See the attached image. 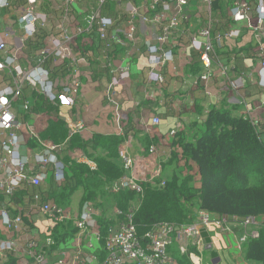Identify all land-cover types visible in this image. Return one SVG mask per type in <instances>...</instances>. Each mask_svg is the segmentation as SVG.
<instances>
[{
  "label": "crops",
  "instance_id": "crops-1",
  "mask_svg": "<svg viewBox=\"0 0 264 264\" xmlns=\"http://www.w3.org/2000/svg\"><path fill=\"white\" fill-rule=\"evenodd\" d=\"M9 1L11 7L0 10V37L6 43L8 53L11 55L16 53L23 68L32 69L35 66L31 60L42 45L46 46L50 39H61V28L66 31L65 34L71 42V55L63 60L51 55L47 58L44 69L50 71V79L53 81H62L67 85L72 79L80 82L75 105L71 108L52 105L30 89H25L24 98L29 101L31 112L25 113L21 109V101L16 103L14 109L16 119L23 127L19 132L23 140L21 148L23 156L28 157L40 151L37 140L31 136V133L43 141L65 144L60 155V159L66 165L63 183L71 175L69 166L84 165L90 172H94L97 169L95 159L105 158L114 151L117 153L115 163L124 172L119 181L130 176L131 172L138 176L142 172L150 174L155 166H161L163 173L165 170L168 172L172 165L175 170L174 175L183 179L189 171L184 165L175 164L171 154L175 152L172 144L178 141V134L185 141L191 142L194 137L202 133L203 117L197 115V109L206 112L215 106L232 110L235 115L248 118L253 123L264 119V89L259 84L261 59L257 53L258 39L243 25H234L226 17L227 6L221 1H216L213 8L211 41L214 45V60L210 78L207 82L197 81L202 68L197 53L190 47V40L206 25V18L198 2L189 0L184 10L187 20H179L180 25L172 31L169 45L163 46L170 48L174 54L173 61L162 71L163 85L150 83L147 79L149 65L146 45L156 44L155 34L158 33V29L154 25L142 22L138 16L133 21L138 40L133 44L123 38L124 31L128 27L126 16L121 15L119 20L112 5L102 11V16L111 17L115 21L114 26L109 30L110 33L123 40L122 44H114L109 52L104 53L103 44L90 34L91 29L87 24V15L92 10V3L85 9L75 5L69 11V19L65 21L61 1L40 0L37 12L49 20V29L38 32L32 39L41 43L35 49L26 45L25 34L16 24L18 21L16 11L23 7L24 1ZM140 4L139 0L136 1V5L142 7ZM218 11L221 12V16L218 15ZM228 31H235L238 36L222 44L215 41L217 34L224 35ZM198 39L203 41L201 38ZM117 68H128L129 78L113 88L117 103L115 106L107 99L106 90L114 77L112 70ZM234 81L241 82L240 89L234 90L231 87ZM172 85L174 92L170 93ZM89 97L93 100L91 101ZM155 116L160 119V125L157 127L151 125V119ZM77 122H81L82 129L71 136V131ZM172 131H175L174 136H171ZM97 137L103 140L118 138L119 141L115 149L110 145L106 148L108 143L106 141L95 146L90 141ZM150 148L155 150L153 154L149 153ZM123 150L135 165L131 171H126L119 159V152ZM191 168L190 175L194 176L193 185L197 187L199 178L195 166ZM63 183L57 185L49 175L38 190L43 197L57 205V202L51 198L50 184L59 188ZM152 183L143 182L142 192L144 185H152ZM111 187L109 190L116 193L117 191L115 189L112 191L113 187ZM35 191L37 190L32 188L20 190L9 204L0 194V207L5 208L11 217L20 215L23 218L24 230L21 236H16L0 221V240L14 241L16 244L14 252L0 258V264H9L11 260L15 262L13 264H31L32 251L27 247L28 241H37L39 249L45 250L43 253L46 264H61L63 260L65 264H70L78 254L81 255L80 264H102L105 258L103 239L108 229H105V234L102 235L101 231L103 232L104 229L99 222L102 212L97 209L94 200L82 202V191L77 190L69 199V205L60 206L70 212L72 222L61 224L63 229H56L58 225L48 229V226H51L48 219L27 213L29 209L27 194L30 195ZM20 194L23 197H20ZM65 195L68 197V191ZM85 205L93 207L95 211L96 229L79 232L76 231L73 223ZM109 207L112 208L113 205L109 204ZM113 208L108 210L107 214L118 219L114 216L117 209ZM25 219L30 221L33 227L26 226ZM116 221L112 226L122 224ZM262 223L264 217L258 218L257 226L254 227L264 229ZM193 224L199 228L201 245L197 249L194 247L193 254L189 256L191 264H259L245 260L246 249L243 246L246 243L242 245L239 243L243 232L239 224H206L202 222L199 213L196 214ZM47 239H51L50 246L46 244ZM169 252L172 254L174 264H177L174 257H178L179 252L176 248L170 249Z\"/></svg>",
  "mask_w": 264,
  "mask_h": 264
},
{
  "label": "built area",
  "instance_id": "built-area-1",
  "mask_svg": "<svg viewBox=\"0 0 264 264\" xmlns=\"http://www.w3.org/2000/svg\"><path fill=\"white\" fill-rule=\"evenodd\" d=\"M21 9L16 11L18 16L17 26L25 34V40L28 42L35 38L38 32L49 29V20L37 12L40 0H23ZM62 2L61 8L64 10V20L69 19V11L76 5L81 9L91 7V12L87 15V24L91 29L90 34L99 39L103 44V52L110 51L114 44H122L123 40L110 33L114 26V19L102 16V11L107 6H114L117 18L126 16L128 27L124 31V40L128 43L136 44V27L133 21L136 16L144 22L154 25L158 29L155 34L156 44H147V62L149 70L147 79L150 83L163 85V69L173 61L174 54L170 48H164L169 45V39L172 31L180 25L179 20H187L184 12L189 4V0H139L141 6L136 5L138 0H59ZM201 7L202 13L206 18V25L190 40L191 49L197 53L202 68V73L197 81L207 82L212 73V64L214 60V45L211 41L212 22L214 19V3L221 1L227 6V18L234 25H243L246 30L256 35L258 39L257 53L261 59V69L259 74V84L264 89V0H196ZM11 7L9 0H0V10ZM221 16V12L218 11ZM64 27V26H63ZM65 28V27H64ZM64 29H60L62 35L60 40L50 39L46 46H41L37 54L31 60L35 65L32 69H25L19 64L18 57L8 53L6 43L0 37V194L8 202L12 201L18 191L29 190L28 214L44 216L49 221L48 229H52L58 224H65L71 221L70 212L58 207L50 202L39 192L38 188L45 183L47 178L53 177L54 182L60 185L65 180L66 165L60 159L61 152L65 144H54L49 141H43L35 134L31 136L37 140L40 151L25 157L21 153L23 140L19 136L23 128L17 121L15 115L16 103L21 101V109L25 113L31 112L29 101L24 98L25 89H30L37 96L43 97L52 105L71 108L76 103L79 92L80 82L72 79L68 85L62 81H53L50 79V71L45 70L44 66L47 58L56 55L61 60L71 55V42L65 34ZM238 36L235 31H228L224 35L217 34L215 41L222 44L226 40H231ZM203 41H200L198 38ZM114 77L106 90L107 99L115 106V96L113 88L124 83L129 78L128 68H117L112 70ZM234 90L241 88L240 81L231 83ZM264 131V119L261 121ZM151 125L157 127L160 125L159 117L151 119ZM82 129L81 122L75 124L71 131V136L79 133ZM175 131L171 132V136ZM155 150L150 148L149 153L153 154ZM32 158V161H31ZM119 159L122 161L126 171L134 169L133 160L126 151L119 152ZM162 167L155 166L150 174L142 172L137 175L131 172L117 184L114 189L130 190L137 193L142 192L141 184L143 182H154L161 178ZM148 176V177H147ZM165 185V181L162 182ZM203 223H222L216 215L200 212ZM95 211L93 207L85 205L81 214L74 219L75 228L81 232L87 229H96L94 221ZM20 215L11 217L5 208L0 207V221L8 231L16 236H21L23 221ZM264 227V223H262ZM257 226V219H246L243 221V227ZM48 229H45L47 231ZM44 231V232H45ZM47 236L49 234H46ZM257 230L241 236L239 243L242 245L248 240L258 239ZM173 240L176 249L180 254H185L188 247L196 248L201 245L199 228L195 224L186 226L173 223H157L151 230L146 231L139 236L136 227L129 222L128 224H119L116 228L111 227L104 238L105 258L102 264H174L168 256L167 250L172 247ZM51 239L46 240L47 246H50ZM27 247L31 250V264H46L45 255L37 241H28ZM16 244L14 241L0 240V258L14 252ZM69 262V261H68ZM65 264V260L60 262ZM81 255L75 256L70 264H80Z\"/></svg>",
  "mask_w": 264,
  "mask_h": 264
},
{
  "label": "trees",
  "instance_id": "trees-1",
  "mask_svg": "<svg viewBox=\"0 0 264 264\" xmlns=\"http://www.w3.org/2000/svg\"><path fill=\"white\" fill-rule=\"evenodd\" d=\"M26 45L37 49L41 43L30 40ZM197 115L203 117L202 133L191 142L185 141L178 134V141L172 144L175 151L171 153L172 159L176 161L177 158L189 171L183 179L177 175L170 179L161 177L152 185H144L142 194L130 190L111 192L109 187L112 186L111 190L114 191L113 183H117L124 173L115 163L117 153L114 151L105 158L95 159L97 169L94 172H90L84 165L69 166L71 175L63 185L57 188L50 184L51 198L57 202L58 207H63L79 189L82 191V202L95 200V195L102 189L107 198L106 204H112L117 209L114 216L118 218L109 217V211L102 212L99 221L104 229L101 231L102 235L116 220L122 224L131 222L141 236L157 223L186 226L196 220L197 213L216 215L221 224H239L243 230L242 235L258 231V239L248 240L243 246L246 249L245 260L264 264V229L255 228L254 225L243 227L246 219L264 217L262 124L237 116L232 110L215 106L206 112L197 109ZM102 141L108 142L106 148L110 145L115 149L119 139L103 140L97 137L91 139L90 143L99 146ZM92 149L95 150L93 147ZM193 165L199 178L197 187L193 185L194 176L190 175ZM163 181L164 186L161 185ZM67 191L68 197L65 195ZM20 197L23 196L20 194ZM24 223L33 227L27 219ZM63 225L58 224L56 229H63ZM170 249L167 254L171 258ZM193 250L195 249L188 247L185 254L177 252L179 256L174 257L176 263L191 264L189 256L193 254ZM13 263L15 262L12 260L9 262Z\"/></svg>",
  "mask_w": 264,
  "mask_h": 264
},
{
  "label": "rangeland",
  "instance_id": "rangeland-1",
  "mask_svg": "<svg viewBox=\"0 0 264 264\" xmlns=\"http://www.w3.org/2000/svg\"><path fill=\"white\" fill-rule=\"evenodd\" d=\"M170 93H173L174 92V88H173V85L171 86V88H170ZM90 98V100L92 101L93 99L91 98V97H89ZM26 135V134H25ZM175 161V160H174ZM174 163V162H173ZM178 163H179V161H178V159L176 158V161H175V164L178 166ZM175 174V170H174V166L172 165L171 166V169L170 170H168V172L165 170L164 171V173L162 172V174H161V177L162 178H169L170 179V177L171 176H173ZM148 177V176H147ZM106 197H104V195H103V193H102V189H100L99 191H98V193L95 195V200H94V202L96 203V206H97V209H99V211L100 212H103V211H108V210H112V209H114L113 207L111 208V207H109V203L108 204H106ZM75 201H77V199L75 200ZM68 205H69V203H67ZM106 207H109V208H106ZM72 222V221H71ZM116 223H118L117 221H116ZM120 223H118V224H116L115 226H112V225H110L109 227H108V229L109 228H111V227H117L118 225H119ZM114 225V224H113ZM73 226H74V223H73ZM75 227V226H74ZM76 231H78L77 229H76ZM44 236V235H43ZM42 237H41V239H40V241L42 242ZM172 248H176V244H175V241L173 240V244H172ZM43 252H45V250H43ZM209 264V263H208Z\"/></svg>",
  "mask_w": 264,
  "mask_h": 264
}]
</instances>
